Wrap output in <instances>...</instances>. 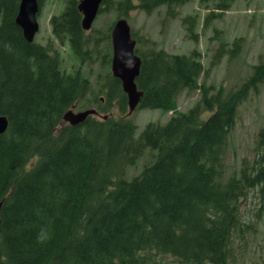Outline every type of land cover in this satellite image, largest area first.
Segmentation results:
<instances>
[{
  "label": "trees",
  "instance_id": "16d2710c",
  "mask_svg": "<svg viewBox=\"0 0 264 264\" xmlns=\"http://www.w3.org/2000/svg\"><path fill=\"white\" fill-rule=\"evenodd\" d=\"M42 2V0H39ZM144 11L179 0H137ZM21 0H0V264H228L241 228L240 204L252 190L264 199V130L256 162L224 183V155L238 108L264 84V64L236 91L203 88L201 102L166 126L151 124L136 138L123 116L63 124L76 104L88 106L91 83L61 70V56L29 44L16 24ZM110 0L106 1V6ZM79 0L52 19L54 35L78 57L102 52L109 33L86 34ZM132 7V0H125ZM221 7V6H219ZM137 80L142 106L172 111L184 90L198 88L197 57L165 51L142 54ZM110 98L128 111L120 82ZM98 110L108 114V108ZM206 112H214L206 122ZM150 149L153 161L123 179Z\"/></svg>",
  "mask_w": 264,
  "mask_h": 264
},
{
  "label": "rangeland",
  "instance_id": "374dc122",
  "mask_svg": "<svg viewBox=\"0 0 264 264\" xmlns=\"http://www.w3.org/2000/svg\"><path fill=\"white\" fill-rule=\"evenodd\" d=\"M66 3L67 0L43 1L38 17L41 31L36 37V43L47 45L55 40L50 19L53 15L61 14ZM217 6L216 0L203 4L199 3V0H192L179 10L176 19L166 20V8H161L152 15H147L141 10L132 11L126 19L138 36L150 40L149 45L140 43L141 50L148 51L154 47L165 49L171 54H189L197 49L207 71L200 79V84L230 90L240 86L252 74L255 65L264 63V0H236L229 10H218ZM122 12H128L126 6H123ZM210 12L212 16L207 21ZM118 15L113 7L100 14L93 25L94 35L99 31H106L119 18H125ZM185 18L189 20L188 25L182 23ZM189 26H192V30L197 34L196 43L188 34ZM239 38H242L239 55L230 60L226 54L220 62L212 65L218 48L226 44L224 48L230 49L233 42ZM54 48L65 56L64 68L69 73L80 66L68 42L63 46L54 42ZM108 52L109 45H106L102 52L95 50L93 59L86 61L82 67L84 77L90 79L93 85L92 100L96 97L108 99V94L103 91L104 78L111 73V67L103 61V56ZM106 90L109 91L108 88ZM200 96L198 90L183 92L177 100V112L188 111L198 102ZM81 110L84 111L77 108L75 112ZM114 111L118 114L117 106H114ZM173 115L175 114H168L163 110L139 108L133 114L132 120L137 126L139 136L149 123L163 125L168 123ZM263 128L264 85L258 94H253L238 110L237 123L231 133L225 157V179L237 176L244 162L253 163L258 136ZM152 160L153 154L148 150L136 166L128 168L125 178L132 180L140 174L144 165L150 164ZM240 217L243 222L242 231L234 235L232 260L229 264H264V202L256 190L241 202ZM167 261L177 264L170 257Z\"/></svg>",
  "mask_w": 264,
  "mask_h": 264
},
{
  "label": "water",
  "instance_id": "95a60500",
  "mask_svg": "<svg viewBox=\"0 0 264 264\" xmlns=\"http://www.w3.org/2000/svg\"><path fill=\"white\" fill-rule=\"evenodd\" d=\"M103 0H84L80 10L85 14L83 28L91 29L96 18L99 6ZM39 10L38 0H22L20 11L17 17V24L24 30V35L28 42H33L39 30L37 13ZM114 43V75L123 82L124 91L129 96V106L131 113L142 100L143 93L138 91L136 79L140 75L142 61L134 53L136 42L131 40L130 27L126 21H119L113 32ZM96 113L95 110L79 114L77 116L69 114L65 117L72 124L76 125L83 122L86 117ZM9 126L7 118L0 117V134H3ZM0 205V212H1Z\"/></svg>",
  "mask_w": 264,
  "mask_h": 264
},
{
  "label": "bare ground",
  "instance_id": "6f19581e",
  "mask_svg": "<svg viewBox=\"0 0 264 264\" xmlns=\"http://www.w3.org/2000/svg\"><path fill=\"white\" fill-rule=\"evenodd\" d=\"M4 116V115H3ZM3 210V209H2Z\"/></svg>",
  "mask_w": 264,
  "mask_h": 264
}]
</instances>
